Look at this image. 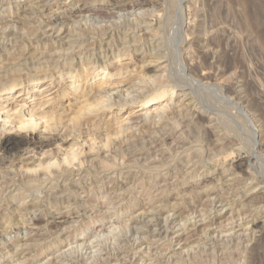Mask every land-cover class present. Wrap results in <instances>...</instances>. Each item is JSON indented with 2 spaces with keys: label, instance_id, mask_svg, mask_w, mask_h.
<instances>
[{
  "label": "rangeland",
  "instance_id": "374dc122",
  "mask_svg": "<svg viewBox=\"0 0 264 264\" xmlns=\"http://www.w3.org/2000/svg\"><path fill=\"white\" fill-rule=\"evenodd\" d=\"M134 1L136 0H102L103 3H101V5L103 9L95 14H85V20L83 19V17H81L84 20L83 22L81 18V21H78L80 19H78L79 17L76 18L78 15L75 17V13L79 10L81 6H84L86 3L88 4L89 0H38V2L37 0H0V42H4L0 43V55L8 57V59L10 60H15L17 56L19 58H17L16 60H21L20 58L25 59L28 54L30 55L32 53L34 54H31V56L34 57V61H37L36 57L39 59L41 56L42 59L40 58L36 63H42V60L45 57L43 56L44 53L47 56V54L52 53L53 50L57 51V49H60V46L62 45L60 40H58V42H55L57 38L54 40L51 37L47 38V34H55L54 37H57L67 32V34L72 35L73 38L79 39V42L84 41V47H82L84 50L81 49V52L83 53L85 58L89 57L90 59H88L91 61L94 59L93 63H97L100 68L102 66L101 63L103 62L104 54L107 53L108 49L117 50L120 47V49H122V46L125 47L126 45L132 47L131 49H134V53L136 54L131 53L129 58L122 59L123 64H128L130 66V71L125 73V77L123 78V80L130 78V74L134 73L135 71H142L141 73H139L140 75L148 71L146 69H141L140 67V65H142V59L146 52L147 54L153 52L160 53V51L163 52L164 55L166 54L169 56L168 58H170L168 60L169 64L171 62V65H169L168 69H170L171 71L167 69V71L161 74L159 82L155 83V85L149 84L150 86H148V84L137 83V85L133 86V90L138 92H142L143 90V93L146 96H149L156 89L155 87H157V85H162L167 88H171V86L173 85L177 87V90L179 88L183 90L185 89L184 91L186 92V94H189V97L185 100H183L184 97L181 95H178L177 97L174 95L175 98L173 99V102H171V105L169 103V109L167 108L165 111H162V115L160 113L157 116H152V113L154 114V111L148 110V113H150V115H144L140 117L138 115H140L142 112H133L131 110H127L130 107H135V104H131L130 102H124L125 98L128 101H135V99L137 98H131V95L129 97H120L117 95L116 92H114L113 95L108 98V100H124L122 101L123 103H121V108H118L114 104L112 105V109L106 112L102 119H100V116L97 117L95 121V126H97L95 128L96 131L93 128L89 127V125L93 123V119H88L86 121L83 120L85 124L83 123V121H81L82 123L79 122L78 127L76 126V129H80L79 131H77V135L75 134V138L77 136V143L80 141L81 146H79L81 147V152H86V155L83 154V158L81 159L82 163H84L81 165L79 164L77 167H75L76 165H72L70 166V169L66 171L61 168L60 171L62 172V174H60L61 172L59 171V173H57L54 178H48V180L46 178V181L43 179V183L42 181L41 183H39L41 187H38V190L32 189L31 191L29 190V187H24L25 184L22 180L23 178L19 175V178L16 176V174H18L19 172L17 171V167L14 165L13 162L15 154H13L14 152L12 151L14 149H8V151H11L10 154L3 153L0 151V264H18L21 261L26 260L30 256V258L36 260L34 262L35 264H87L86 262H88V264H264V226L261 225L262 223L264 225V117H262L264 116V36L260 37L262 34L264 35V0H243V2L242 0H148L146 5L138 7L134 6ZM27 3L29 5L32 4L30 10L27 9L29 8V5ZM33 5L37 6V8ZM32 7L34 8L33 10ZM254 8L259 10L260 12ZM155 10H157V12H155ZM255 11H257V13L259 12L257 15V18L260 19L259 23H254ZM179 14L181 15L178 16ZM69 28L70 30H68ZM155 31L157 32L155 33ZM125 32L127 36L124 35ZM80 33L83 36H81ZM75 34H77L78 36H75ZM117 35L119 38L117 37ZM179 35L180 37H177ZM103 36H105V38ZM11 37L13 39H10ZM2 38L4 39L2 40ZM92 38L93 40H90ZM109 38L113 41H110ZM119 39L121 40L122 44L124 43L122 42V40L125 41V43L123 45L120 44ZM9 41L13 43L11 44ZM16 42L19 45L16 46ZM114 43H116L117 45ZM102 48L105 50H103ZM144 48H146L147 50ZM155 48H157V50ZM170 48L172 51L170 50ZM166 49L168 50L166 51ZM46 51L48 53H46ZM170 51L172 52V54ZM22 52L25 55L22 54ZM14 54H16L17 56ZM35 54H37V56ZM94 55L98 57H95ZM82 56L77 55V57L80 58ZM12 57L15 58L13 59ZM185 58H188V61L191 60L189 61L191 65L187 63V60ZM190 66L191 70H194L195 67L199 66L196 69H198L202 73H200L198 70H194L192 72L190 70ZM116 67L117 66L109 67V69L110 71H112L115 70ZM24 68H26V66H24ZM24 68L23 70H25ZM26 69L32 71L33 67ZM28 70L23 71V73H28ZM150 72L151 71H149L148 73ZM197 72H199V75ZM61 74V77H59L60 75H57L58 77H55V83H58L59 85L65 82L63 78L67 79L69 76L66 72H63ZM202 74L207 79H203ZM179 77L181 81L178 79ZM132 79H134V77ZM132 79L127 80V84L130 85L131 82L134 81ZM177 80L178 82H180L179 84L176 83ZM191 81L193 82L191 83ZM48 82H51V80L49 79ZM237 84L238 86H236ZM148 88L151 90L148 91ZM198 88L201 89L198 90ZM211 92L212 94H210ZM133 94L135 95L137 94V92ZM1 99H3V97L0 96V104ZM137 101H140V99H137ZM62 103H64V105L69 104L68 100H64ZM181 108L184 110H182ZM118 109H121V111L116 114ZM229 115H232L233 117H229ZM203 116L207 118L211 116L210 118H212L213 123H205V121H202ZM158 117L159 119H157ZM214 117L216 119V122ZM90 120H92V122ZM123 120H128L129 122L125 121V123H123ZM172 122L174 125L172 124ZM88 123L89 125L87 126ZM208 124H210L209 127L207 126ZM169 125H171L170 128ZM206 126L207 128H203L202 130L201 127ZM230 126L233 128V131L231 132L230 130H228L230 129ZM97 128H99V130ZM192 128L194 129L193 132ZM196 129L200 130L197 131ZM205 130L209 132L206 133ZM203 131H205V133ZM247 133L249 137L253 138L252 146H250V140L248 139L249 137ZM179 134H182L183 136H179ZM189 134L191 135L188 136ZM194 134L200 137L198 138V136L196 137ZM251 134L254 135L250 136ZM10 136L13 137L12 135ZM192 137H194L193 140ZM222 137L223 139H221ZM244 137L248 139L249 144V146L246 148V145L244 143H246L245 140L247 139ZM224 138L229 141L225 140V142ZM106 139H108L107 141L109 142V145L107 144V149L105 150L103 147L105 143H107ZM56 140L52 141L56 142ZM204 140H206L207 142ZM217 141L219 143H221L222 141L223 143L218 145ZM81 142L83 144H86L87 146L85 147V145H82ZM232 142L237 146H235ZM203 144L205 145L202 146ZM214 145H216L217 149L213 148L215 147ZM83 146L85 148H83ZM89 146L93 148L94 152L92 153V156L94 154L95 156L93 157L95 159L91 158V160L88 157L87 152L91 150ZM222 146H228L229 148L232 147L235 151L233 150L231 152L232 149H229L227 147L229 152L226 153V148H222ZM34 147L35 149L33 150V152H31L30 154H26V157L35 155L37 158L40 157L44 160L43 162H45L51 158L52 161H54L55 159L62 160L65 156L64 154H62V152L60 153L56 148H54L53 154L55 155H51V157L47 160L43 158V156H45L43 154V151H47L48 149H44V146H41L40 143H37ZM220 149H224L222 152L225 151V154H222V152L220 153ZM49 150L51 151V147H49ZM102 150L104 151V153ZM164 151H169L171 152V154ZM189 151L198 153L196 154V156L198 157L194 155L195 153H189ZM213 153L217 154L216 159ZM218 153L220 154L218 155ZM181 154L183 155V159ZM169 155H171V157ZM191 155L192 157H190ZM114 156L115 158L117 157L116 159L118 160V162L115 158H113ZM166 156L169 158L166 159ZM161 157H163L162 160ZM121 159L123 161H121ZM137 161L140 162V164H138ZM104 162H106L108 167L105 166ZM114 162H117V165ZM35 165H37V163ZM109 165H111V169L114 168V171L110 169ZM195 165L196 168H194ZM103 167H105V170ZM7 169L12 171L9 172ZM72 169L74 171H72ZM106 169H108V172L106 171ZM146 169L151 171H148ZM62 170L67 173H64ZM12 179L14 181L16 180L15 184ZM65 181L68 184L65 183ZM145 181L149 183H146ZM22 182L23 184H20ZM260 184H262L263 186ZM170 186H173L174 188H171ZM207 186H209L210 190L205 192ZM209 192L211 193L208 198L207 194ZM249 194H251L252 197L260 199L262 201L257 200V203L248 202L247 200L250 196ZM87 195L90 196L91 199ZM57 196L60 197L58 198ZM151 196L153 199L151 198ZM178 196H180V198ZM175 198L178 199L175 200ZM185 198L187 200H185ZM53 204H55V207H53ZM221 204H228V209L235 208L233 210H230L234 212H240L239 214L233 213V219L231 218L225 221L223 223V226L215 224L214 222L215 216L217 214L214 207L215 205L220 207ZM255 204L256 207L254 206ZM229 205H231V207ZM240 206L242 208H240ZM243 206H246L248 211L246 210V207ZM253 206L255 208H252ZM69 208L72 209L70 210ZM147 209H150L148 211H150L151 213L148 212ZM143 212L149 213L150 217L147 219L144 218L145 220H141L144 217L141 215ZM139 213V218L141 219H138L139 221L137 224H135V227L136 229H138V232H140V234L137 233L136 229L133 230L134 227H132L134 226L132 220ZM241 213L242 215H240ZM5 217H9L6 219L7 222L6 220H4ZM166 217H169L170 220L165 221L164 219H166ZM254 219H256V221L258 220V228L256 226L251 227V229L250 226H252V221H254ZM8 222L12 224L11 227L8 225ZM167 222H169L168 226H162L167 224ZM3 223L4 225H8L7 229L5 228ZM129 223L131 224V226L126 229V226H129ZM213 225H215V227ZM216 225L218 226V228L221 229L219 230ZM261 226V230H263V233L260 230ZM161 227L162 231H168V234H166L165 232V234L162 235L160 238L154 239L152 237L151 239V234H153V230L155 232V230ZM124 229L125 231L123 232ZM177 229L178 231H182H180V234L185 233L183 234L182 238L184 240L183 242L186 241V245L184 246L177 245L179 244V241L177 239L178 233H175ZM119 231H121V233H119ZM136 234H139L141 236H137L139 237L138 240H136ZM244 235H246V237ZM112 236L114 237L112 238ZM142 236H144V239ZM123 237H125L126 239ZM141 238L145 241H142ZM16 239H19L24 242L30 241L31 244L34 243V240V244H38L40 245V247L39 249L33 247L34 249L31 248L30 250H24L23 252L19 249V251L17 252L18 254L16 253L14 254V256H11V254H13V251H11V245ZM153 240H156V242H154ZM150 242L154 243H152L151 245ZM78 243L80 245H82L81 243H85L86 246L84 244V246H80ZM147 243H149L150 245ZM78 246L81 248H79ZM70 247H74L72 249V251L74 250V252H72L71 255L66 256L68 251L71 253ZM82 247H84V249ZM66 248L70 249L67 250ZM146 249L148 250V252ZM230 249H232L233 251ZM61 250L64 253L67 250L66 255L60 252ZM73 253H75V255ZM57 254L58 256L61 255L59 256L60 259L57 256L59 260H56L55 256ZM69 256L72 257L70 258ZM159 257H161L162 259Z\"/></svg>",
  "mask_w": 264,
  "mask_h": 264
},
{
  "label": "bare ground",
  "instance_id": "6f19581e",
  "mask_svg": "<svg viewBox=\"0 0 264 264\" xmlns=\"http://www.w3.org/2000/svg\"><path fill=\"white\" fill-rule=\"evenodd\" d=\"M25 1V0H24ZM31 1V0H30ZM40 1V0H39ZM84 1V0H83ZM106 1V0H105ZM151 1V0H150ZM154 1V0H153ZM165 1V0H164ZM178 1V0H177ZM38 2V0H37ZM43 2V1H42ZM73 2V1H72ZM78 2V1H77ZM80 2V1H79ZM88 2V1H86ZM104 2V1H103ZM102 0L99 1V0H94V1H90L89 0V3L85 4L84 6H81L79 8L78 11H76V15L75 17L80 19L81 17H86L85 14H95L97 12H100L103 8H102V5L101 3H103ZM148 2V0H142V1H139V0H136L134 1V6L138 7V6H144L146 5ZM243 2V0H242ZM30 3V2H29ZM33 3V2H32ZM41 3V2H40ZM59 3V2H58ZM132 3V4H133ZM170 3V2H169ZM179 3V2H178ZM28 4V3H27ZM36 4V3H35ZM44 4V3H43ZM79 4V3H78ZM77 4V5H78ZM131 4V3H130ZM197 4V3H196ZM259 4V3H258ZM261 4V3H260ZM29 5V4H28ZM27 5V6H28ZM38 5V4H37ZM40 5V4H39ZM42 5V4H41ZM76 5V6H77ZM123 5V4H122ZM126 5V4H125ZM169 5V4H167ZM166 5V7H167ZM257 5V4H256ZM255 5V6H256ZM31 6L32 4L29 5V8H27L28 10L31 9ZM34 7L37 8V6L33 5ZM79 6V5H78ZM162 6V5H161ZM197 6V5H196ZM9 7V6H8ZM39 7V6H38ZM120 7V6H119ZM181 8V7H180ZM179 8V9H180ZM26 9V10H27ZM34 8L32 7V10ZM40 9V8H39ZM193 9V8H192ZM256 9V8H254ZM24 10V9H23ZM25 10V11H26ZM133 10V9H132ZM144 10V9H143ZM160 10V9H159ZM257 10V9H256ZM21 11V10H20ZM134 11V10H133ZM136 11V10H135ZM259 11V10H257ZM257 11H255V16H254V23H259V20L257 18ZM13 12V11H12ZM27 12V11H26ZM31 12V11H30ZM41 12V11H40ZM137 12V11H136ZM155 12H157V10H155ZM114 13V12H113ZM167 13V12H166ZM9 14V13H8ZM28 14V13H27ZM39 14V13H38ZM74 14V13H73ZM124 14V13H123ZM132 14V13H131ZM145 14V13H144ZM1 15V14H0ZM36 15V14H35ZM181 14H179L178 16H180ZM260 15V14H259ZM26 16V15H25ZM33 16V15H32ZM69 16V15H68ZM93 16V15H92ZM95 16V15H94ZM31 17V16H30ZM48 17V16H47ZM74 17V18H75ZM89 17V15H88ZM102 17V16H101ZM140 17V16H139ZM145 17V16H144ZM170 17V16H169ZM259 17V16H258ZM22 18V17H21ZM20 18V19H21ZM27 18V17H26ZM73 18V17H72ZM93 18V17H92ZM125 18V17H124ZM166 18V17H165ZM29 19V18H28ZM39 19V18H38ZM82 19V18H81ZM78 20V21H81ZM82 19V20H83ZM86 19V18H85ZM84 19V20H85ZM136 19V18H135ZM169 19V18H167ZM27 20V19H26ZM83 20V22H84ZM130 20V19H129ZM144 20V19H143ZM141 20V21H143ZM171 20V19H170ZM180 20V19H178ZM263 20V19H262ZM261 20V21H262ZM18 21V20H17ZM16 21V22H17ZM88 21V20H86ZM97 21V20H96ZM148 21V19H147ZM165 21V20H163ZM169 21V20H168ZM167 21V22H168ZM173 21V20H172ZM251 21H252V17H251ZM53 22V21H52ZM98 22V21H97ZM136 22V21H134ZM139 22V21H138ZM174 22V21H173ZM31 23V22H30ZM131 23V22H130ZM182 23V22H181ZM250 23V22H249ZM10 24V23H9ZM22 24V23H21ZM75 24V23H74ZM119 24V23H118ZM132 24V23H131ZM139 24V23H138ZM179 24V23H178ZM246 24V23H245ZM251 24V23H250ZM24 25V24H23ZM115 25V24H114ZM130 25V24H129ZM169 25V24H168ZM182 25V24H181ZM81 26V25H80ZM110 26V25H109ZM134 26V25H133ZM190 26V25H189ZM249 26V25H248ZM261 26V25H260ZM100 27V26H99ZM117 27V26H116ZM131 27V26H130ZM143 27V26H142ZM30 28V27H29ZM68 28V27H67ZM149 28V27H148ZM148 28H147V32H148ZM161 28V27H160ZM159 28V29H160ZM43 29V28H42ZM75 29V28H74ZM73 29V30H74ZM101 29V28H100ZM115 29V28H114ZM123 29V28H122ZM126 29V28H125ZM142 29V28H141ZM151 29V27H150ZM179 29V28H178ZM23 30V29H22ZM70 30V28L68 29ZM112 30V29H111ZM140 30V29H139ZM5 31V30H4ZM12 31V29H11ZM16 31V30H15ZM14 31V32H15ZM25 31V29H24ZM49 31V30H48ZM158 31V30H157ZM155 31V33L157 32ZM181 31V30H180ZM179 31V32H180ZM18 32V31H17ZM16 32V33H17ZM20 32V31H19ZM23 32V31H22ZM27 32V31H26ZM30 32V31H29ZM28 32V33H29ZM74 32V31H73ZM86 32V31H85ZM119 32V31H118ZM135 32V31H134ZM151 32V31H150ZM2 33V32H1ZM21 33V32H20ZM24 33V32H23ZM27 33V34H28ZM36 33V32H35ZM49 33V32H47ZM59 33V32H58ZM71 33V32H70ZM76 33V32H75ZM113 33V32H112ZM128 33V31H127ZM130 33V32H129ZM132 33V32H131ZM154 33V34H155ZM159 33V32H158ZM181 33V32H180ZM5 34V33H4ZM25 34V35H27ZM81 34V33H80ZM103 34V33H102ZM55 35V34H54ZM53 34H47V38L48 37H51L53 40H55V42H58V40L61 41L62 45L60 46V49H57V51H54L50 54H47V56H45L42 60V63L41 62H38L36 63L40 58L42 59V57L40 56V58L38 59L36 56L37 54H35L36 56V59L37 61L35 62L34 61V57L31 56V54L28 56H26L25 59L23 58H20L21 60H16L17 58H19L17 56V58L15 60H10L8 59V57L6 56H2L0 55V96L3 97V99H1V106H0V151L3 152V153H7V154H10L11 151H8V149H14L12 152H14L13 154H15L14 156V165L17 167V171L19 172L18 174H16V176L18 177V175L20 177H22L23 179V182L25 184L24 187L27 186V188L29 187V190L32 191V189H37L38 187H41L39 185V183H41V181L44 179L46 181V178L48 180V178L52 179L55 177V175L57 173H59L60 169L63 168V170H69L70 169V166L72 165H76L75 167H77L79 164H83L82 163V158H83V154L86 155V152H81V145H80V141L77 143V136L75 138V134L77 133V131H79V129H76V126L78 127V124L79 122L83 121V120H88V119H93V123L91 125H89V123L87 124V126L89 125V127L93 128L95 131H96V127L95 126V121L97 119V117L100 116V119H102V117L104 116V114L108 111H110L112 109V105L115 104V106H117L118 108H121V103H123L122 101L124 102H130L131 104H135V107H130L128 108L127 110H131V111H138V112H142L140 115V117L144 116V115H150V113H148V110H153L154 111V114L152 113V116H157L158 114H160L162 111H165L167 108L169 109V103L171 105V102H173V99L175 98L174 95L177 97L178 95H181L183 96V100L187 99L189 96V94H186V92L183 90V89H178L177 90V87L176 86H171V88H167L165 86H162V85H157V87H155L154 91L151 93V95L149 96H146L144 93H143V90L142 92H138V91H134L133 89V86L134 85H137V83H144V84H148V86H150L151 84H154L155 83H158L159 82V78L161 77V74H163L165 71H167V69L169 68V65H171V62L169 64V60L170 58H168L169 56L168 55H164L163 52H161L160 50V53L158 52H153V53H149L144 55L143 59H142V65H140L141 69H146L148 70L147 72H145L144 74L140 75L139 73L141 72H137L135 71L134 73L130 74V78H127V79H124L123 78L125 77V73H127L128 71H130V66L128 64H123L122 63V59L123 58H129L131 53H134V49H131L132 47L130 46H122L125 41L122 40V42H124L123 44L121 43V40H120V44H122L121 46L123 47V51L122 49H117V50H111V49H108L107 50V53L104 54V57H103V62L101 63L102 66L100 68V66H98L97 63H93L94 59L91 61L89 60L87 57L85 58V56L83 55V53L81 52V49H83L82 47H84V41L83 42H79V39H75L73 38L72 35H68L67 32L66 33H63L61 34L60 36H57V37H54ZM59 35V34H58ZM77 34H75L76 36ZM106 35V34H104ZM126 35V32L125 34ZM136 35V34H135ZM148 35V34H147ZM12 36V35H11ZM23 36V35H21ZM45 36V35H44ZM78 36V35H77ZM81 36H83L81 34ZM109 36V35H108ZM113 36V35H112ZM127 36V35H126ZM151 36V35H150ZM160 36V35H159ZM264 35L262 34L260 37H263ZM101 37V36H100ZM105 38V36H103ZM111 37V36H110ZM118 37V35H117ZM125 37V36H124ZM133 37V36H132ZM154 37V36H153ZM171 37V36H170ZM175 37V36H174ZM177 37H180L177 36ZM7 38V37H6ZM14 38V36H13ZM12 37L10 39H13ZM32 38V37H31ZM34 38V37H33ZM49 38V39H51ZM60 38V39H58ZM79 38V37H78ZM81 38V37H80ZM90 38V37H89ZM88 38V39H89ZM113 38V37H112ZM119 38V37H118ZM122 38V37H120ZM126 38V37H125ZM130 38V37H129ZM128 38V40H129ZM139 38V37H137ZM156 38V37H155ZM154 38V39H155ZM160 38V37H158ZM157 38V39H158ZM4 38H2L3 40ZM46 39V38H45ZM110 39V38H109ZM148 39V38H147ZM151 39V38H150ZM153 39V38H152ZM178 39V38H177ZM263 39V38H262ZM21 40V39H20ZM90 40H93L90 39ZM112 39H110L111 41ZM136 40V39H135ZM183 40V39H181ZM261 40V39H260ZM1 41V40H0ZM11 41H14V40H11ZM102 41V40H101ZM109 41V42H110ZM113 41V40H112ZM149 41V40H148ZM151 41V40H150ZM154 41V40H153ZM180 41V39H179ZM8 42V40H7ZM10 42V41H9ZM52 42V41H51ZM156 42V41H155ZM159 42V41H158ZM262 42V41H261ZM0 43H4V42H0ZM11 43V42H10ZM13 43V42H12ZM11 43V44H12ZM39 43V42H38ZM53 43V42H52ZM87 43V42H86ZM113 43V42H111ZM160 43V42H159ZM180 43V42H179ZM263 43V42H262ZM9 44V43H7ZM51 44V43H50ZM58 44V43H57ZM88 44V43H87ZM95 44V43H94ZM99 44V43H98ZM116 44V43H114ZM119 44V45H120ZM148 44V43H147ZM174 44V43H173ZM5 45V44H4ZM15 45V44H14ZM19 45L17 44L16 42V46ZM86 45V44H85ZM117 45V44H116ZM115 45V47H116ZM136 45V44H135ZM6 46V45H5ZM100 46V45H99ZM98 46V47H99ZM107 46V44H106ZM134 46V44H133ZM137 46V45H136ZM141 46V45H140ZM54 47V46H53ZM52 47V48H53ZM89 47V46H88ZM96 47V46H95ZM101 47H102V44H101ZM109 47V46H108ZM164 47V46H163ZM162 47V48H163ZM22 48V47H21ZM55 48V47H54ZM113 48V47H111ZM136 48V47H135ZM176 48V47H174ZM1 49V48H0ZM4 49V48H3ZM17 49V48H15ZM20 49V48H19ZM18 49V50H19ZM23 49V48H22ZM48 49V48H46ZM51 49V48H50ZM99 49V48H98ZM103 49V48H102ZM146 49V48H144ZM157 50V48H155ZM160 49V47H159ZM84 50V49H83ZM105 50V49H103ZM140 50V49H139ZM142 50V49H141ZM147 50V49H146ZM168 49H166L167 51ZM171 50V48H170ZM174 50V49H173ZM4 51V50H3ZM2 51V53H3ZM20 51V50H19ZM18 51V52H19ZM88 51V50H87ZM172 51V50H171ZM170 51V52H171ZM181 51V50H180ZM26 52V51H25ZM29 52V51H28ZM45 52V51H44ZM136 52V50H135ZM165 52V51H164ZM36 53V52H35ZM42 53V52H41ZM46 53H48L46 51ZM90 53V51H89ZM94 53V52H93ZM163 53V54H161ZM22 54H24L22 52ZM88 54V53H87ZM85 54V55H87ZM97 54V53H96ZM102 54V53H101ZM136 54V53H134ZM133 54V55H134ZM169 54V53H168ZM172 54V52H171ZM176 54V53H175ZM209 54V53H208ZM211 54V53H210ZM6 55V54H5ZM25 55V54H24ZM23 55V56H24ZM34 55V54H32ZM77 55H80L82 56L81 58L80 57H77ZM91 55V54H90ZM95 56V55H94ZM103 56V55H102ZM173 56V55H172ZM21 57V55H20ZM95 57H98V56H95ZM100 57V56H99ZM13 58V57H12ZM15 58V57H14ZM13 58V59H14ZM102 58V57H101ZM23 59V60H22ZM92 59V58H91ZM96 59V58H95ZM172 59V58H171ZM175 59V58H174ZM173 59V60H174ZM184 59V58H183ZM186 60L188 58H185ZM45 60V61H44ZM100 60V59H99ZM133 60V59H132ZM194 60V59H192ZM171 61V60H170ZM191 61V60H189ZM189 61L187 60V63H189ZM173 62V61H172ZM175 62V61H174ZM177 62V61H176ZM186 62V61H185ZM130 64V63H129ZM176 64V63H175ZM190 64V63H189ZM193 64V63H192ZM131 65V64H130ZM136 65V64H134ZM133 65V66H134ZM139 65V64H138ZM182 65V64H180ZM188 65V64H187ZM191 65V64H190ZM197 65V64H195ZM24 66H26V68H32L33 67V70L30 71L26 68H24ZM114 66H117L115 70H112L110 71L109 67H114ZM177 66V65H175ZM189 66V65H188ZM27 71H29L28 73L24 74L23 71V68ZM132 67V66H131ZM171 67V66H170ZM199 67V66H198ZM198 67H195V71L198 70L196 68ZM186 68V67H185ZM181 69H182V66H181ZM189 69V68H188ZM170 70V69H168ZM186 70V69H185ZM184 70V71H185ZM190 70H191V66H190ZM193 69L191 70L192 72L194 71ZM247 70V69H246ZM139 71V70H138ZM149 71H151L150 73H148ZM171 71V70H170ZM183 71V70H182ZM180 71V72H182ZM199 71V70H198ZM63 72H66L69 76H68V80L66 78H63L65 80V82H63L61 85H59L58 83H55V77H58L57 75H60L59 77H61V73ZM200 72V71H199ZM199 72L198 75H199ZM220 72V71H219ZM196 73V74H197ZM202 73V72H200ZM217 73V72H216ZM175 74V73H174ZM193 74V73H192ZM195 74V73H194ZM129 75V74H128ZM183 75V74H182ZM176 76V75H174ZM178 76V75H177ZM201 76V75H200ZM198 76V77H200ZM134 77V79H132ZM202 77L203 79H205L206 77L202 74ZM201 77V78H202ZM252 78V77H251ZM51 80V82H48V80ZM58 79V78H57ZM129 79H132L134 80L133 82H131V84H127V80ZM136 79V80H135ZM180 81V77L178 78ZM184 79V78H183ZM190 79V78H189ZM207 79V78H206ZM248 80V79H247ZM202 81V80H201ZM208 81V80H206ZM254 81V80H253ZM186 82V81H184ZM193 81H191L192 83ZM203 82V81H202ZM129 83V82H128ZM176 83H180L177 82ZM197 83V82H196ZM254 83V82H253ZM150 84V85H149ZM186 84V83H185ZM225 84V83H224ZM203 86V85H202ZM225 86V85H224ZM227 86V85H226ZM238 86V84L236 85ZM234 86V87H236ZM254 86V85H253ZM191 87V86H190ZM216 87V86H215ZM214 88V86H213ZM226 88V87H225ZM248 88V87H247ZM149 89V88H148ZM201 88H198V90H200ZM151 89H149L148 91H150ZM177 90V91H176ZM190 90V89H189ZM196 90V89H195ZM211 90V89H210ZM251 90V88H250ZM197 91V90H196ZM207 91V90H206ZM226 91V90H225ZM116 92L118 96L122 97V96H126V97H129L130 95L132 96L131 98H137V99H140V101H137V99H135V101H128L126 98L124 100H114L112 101L111 99L108 100V98H110V96L113 95V93ZM137 94H133V93H136ZM215 92V91H213ZM218 92V91H217ZM133 94V95H132ZM201 94V93H200ZM208 94V93H207ZM212 94V92L210 93ZM214 94V93H213ZM216 94V93H215ZM218 94V93H217ZM194 95V94H193ZM191 96V95H190ZM208 96V95H207ZM218 96V95H217ZM226 96V95H224ZM250 96V95H249ZM117 97V96H116ZM113 98V97H112ZM118 98V97H117ZM181 98V97H180ZM225 98V97H224ZM233 98V97H232ZM210 99V98H208ZM214 99V98H212ZM223 99V98H222ZM227 99V98H226ZM64 100H68L69 104L67 105H64V103H62ZM182 100V101H183ZM217 100V98H216ZM220 100V99H219ZM218 100V101H219ZM190 101V100H189ZM206 101V100H205ZM212 101V100H210ZM246 101V100H245ZM255 101V100H254ZM180 102V100H179ZM203 102V100H202ZM183 103V102H182ZM191 103H192V100H191ZM252 103V102H251ZM178 104H181V103H178ZM204 104V103H203ZM233 104V103H232ZM236 104V103H235ZM174 105V104H173ZM183 105V104H182ZM189 105V104H188ZM226 105V104H225ZM261 105V104H260ZM231 106V105H230ZM259 106V105H258ZM187 107V106H186ZM185 107V108H186ZM190 107V106H189ZM238 107V106H237ZM236 107V109H237ZM247 107V106H246ZM245 107V108H246ZM256 107V105H255ZM262 107V106H261ZM260 107V108H261ZM180 108V107H179ZM184 108V107H183ZM205 108V107H204ZM171 109V108H170ZM182 109V108H181ZM207 109V108H206ZM210 109V108H209ZM235 109V108H234ZM262 109V108H261ZM184 110V109H182ZM193 110V109H192ZM218 110V109H217ZM230 110V109H229ZM121 111V109H118L117 113L118 114L119 112ZM212 111V110H211ZM219 111V110H218ZM217 112V111H216ZM254 112V111H253ZM111 113V112H110ZM164 113V112H163ZM167 113V112H166ZM172 113V112H171ZM176 113V112H175ZM178 113V111H177ZM215 113V112H214ZM226 113V112H225ZM231 113V112H230ZM243 113V112H242ZM241 113V114H242ZM199 114V113H197ZM196 114V115H197ZM201 114V113H200ZM244 114V113H243ZM253 114V113H252ZM162 115V113H161ZM164 115V114H163ZM166 115V114H165ZM192 115V114H191ZM202 115V114H201ZM225 115V114H224ZM177 116V115H176ZM214 116V115H213ZM237 116V114H236ZM248 116V115H247ZM137 117V116H136ZM135 117V118H136ZM147 117V116H145ZM184 117V116H183ZM211 117V116H210ZM210 117H205L203 116L202 117V121H205L206 122H212V118ZM229 117H233L232 115ZM240 117V116H239ZM253 117V116H252ZM264 117V116H262ZM128 118V117H127ZM126 118V119H127ZM165 118V117H164ZM173 118V117H172ZM188 118V117H187ZM228 118V117H227ZM130 119V118H129ZM138 119V118H137ZM141 119V118H140ZM159 119V117L157 118ZM161 119V118H160ZM180 119V118H179ZM186 119V118H185ZM189 119V118H188ZM215 119V117H214ZM231 119V118H229ZM234 120V119H232ZM231 120V121H232ZM248 120V119H247ZM264 120V119H263ZM92 122V120H90ZM125 123L126 120H123ZM128 121V120H127ZM126 121V122H127ZM139 121V120H138ZM172 121V120H171ZM183 121V120H182ZM219 121V120H218ZM223 121V120H222ZM221 121V122H222ZM227 121V120H226ZM255 121V120H254ZM129 122V121H128ZM135 122V121H134ZM147 122V121H146ZM176 122V121H174ZM192 122V121H191ZM215 122H216V119H215ZM219 122V123H221ZM82 123V122H81ZM84 123V121H83ZM154 123V122H153ZM164 123V122H162ZM171 123V122H169ZM193 123V122H192ZM204 123V122H202ZM213 123V122H212ZM225 123V122H224ZM230 123V122H229ZM228 123V124H229ZM248 123V122H247ZM85 124V123H84ZM83 124V125H84ZM173 124V122H172ZM191 124V123H190ZM232 124V123H231ZM243 124V123H242ZM246 124V123H245ZM254 124V123H253ZM81 125V126H83ZM153 125V124H152ZM165 125V124H164ZM174 125V124H173ZM185 125V124H184ZM189 125V124H188ZM194 125V124H193ZM210 124H208L207 126L209 127ZM239 125V124H237ZM86 126V127H87ZM100 126V125H99ZM126 126V125H125ZM151 126V125H150ZM171 125H169V128H170ZM201 126V125H200ZM206 127H201L202 130L203 128L206 129ZM213 126V125H211ZM222 126V125H221ZM228 126V125H227ZM235 126V125H234ZM107 127V126H106ZM105 127V128H106ZM128 127V126H127ZM138 127V126H137ZM175 127V126H173ZM172 127V129H173ZM217 127V126H216ZM237 127V126H236ZM104 128V129H105ZM109 128V127H108ZM122 128V127H121ZM153 128V127H152ZM188 128V127H187ZM191 128V127H190ZM194 128V127H193ZM192 128V129H193ZM200 128V129H201ZM214 128V127H213ZM224 128V127H223ZM238 128V127H237ZM243 128V127H242ZM82 129V128H81ZM99 130V128H97ZM128 129V128H127ZM137 129V128H136ZM163 129V128H162ZM200 129H196L197 131H199ZM210 129V128H209ZM208 129V130H209ZM222 129V128H221ZM239 129V128H238ZM261 129V127H260ZM91 130V129H90ZM119 130V129H118ZM117 130V131H118ZM125 130V129H124ZM149 130V129H148ZM168 130V129H167ZM184 130V129H183ZM195 130V131H196ZM214 130V129H213ZM217 130V129H216ZM215 130V131H216ZM231 131H233V128L230 126V129H228ZM237 130V129H236ZM104 131V130H103ZM128 131V130H127ZM139 131V130H138ZM154 131V130H153ZM157 131V130H156ZM171 131V130H170ZM175 131V130H174ZM188 131V130H187ZM194 131V129L192 130V132ZM206 133L207 130H205ZM205 131H203L205 133ZM242 131V130H241ZM91 132V131H90ZM172 132V131H171ZM229 132V133H230ZM244 132V131H243ZM250 132V131H249ZM122 133V132H121ZM130 133V131H129ZM150 133V132H149ZM200 133V132H199ZM202 133V132H201ZM212 133V132H211ZM219 133V132H218ZM217 133V135H218ZM241 133V132H240ZM251 133V132H250ZM81 134V133H80ZM93 134V133H92ZM123 134V133H122ZM177 134V133H176ZM213 134V133H212ZM243 134V133H242ZM264 134V133H263ZM10 135H12L13 137H11ZM77 135V134H76ZM79 135V134H78ZM107 135V134H106ZM182 135V134H179V136ZM191 134H189L188 136H190ZM195 135V134H194ZM200 135V134H199ZM202 135V134H201ZM204 135V134H203ZM207 135V134H206ZM221 135V134H219ZM238 135V134H237ZM248 135V133H247ZM254 134H251L250 136H252ZM3 136V137H2ZM109 136V135H108ZM154 136V135H153ZM183 136V135H182ZM196 136V135H195ZM198 136V135H197ZM196 136V137H197ZM205 136V135H204ZM203 136V137H204ZM208 136V135H207ZM207 136H206V139H207ZM95 137V135H94ZM126 137V135H125ZM150 137V136H149ZM200 136H198L199 138ZM202 137V138H203ZM211 137V135H210ZM247 137V136H246ZM244 137V138H246ZM249 137V135H248ZM247 137V138H248ZM59 139V140H56V139ZM113 138V137H111ZM132 138V137H131ZM135 138V137H134ZM180 138V137H179ZM186 138V136H185ZM194 137H192V140H193ZM231 138V137H230ZM246 138V139H247ZM256 138V137H255ZM94 139V138H93ZM118 139V138H117ZM130 139V138H129ZM133 139V138H132ZM139 139V138H138ZM191 139V138H190ZM216 139V138H215ZM223 139V137L221 138ZM228 139V138H227ZM250 140V146H252V140L253 138L249 137L248 138ZM248 139L245 140L246 143H244L246 147L249 146L248 144ZM52 140H56V142H53ZM91 140V139H89ZM108 139H106V142L105 145H104V149L106 150L107 148V144L109 143L107 141ZM124 140V139H123ZM128 140V138H127ZM182 140V139H181ZM184 140V139H183ZM203 140V139H202ZM217 140V139H216ZM226 139L224 138V141ZM122 141V140H121ZM150 141V140H149ZM180 141V139H179ZM188 141V140H187ZM197 141V140H195ZM206 141V140H204ZM226 141H229V140H226ZM225 141V142H226ZM101 142V141H100ZM113 142V141H112ZM128 142V141H127ZM158 142V141H157ZM191 142H194V141H191ZM207 142V141H206ZM218 142V141H217ZM236 142V141H235ZM37 143H40L41 146H44L43 148L44 149H48L47 151H43V154L45 156H43L44 159H49L51 157V155H55L53 154V150L54 148H56L58 150V152H62V154H64V158L62 160H58V159H55L54 161H52L51 159H49L48 161H45L43 162L44 160L41 159L40 157L37 158L35 155L33 156H28L26 157V154H30L31 152H33V150L35 149V145ZM82 143V142H81ZM173 143V142H172ZM188 143V142H187ZM199 143V142H198ZM214 143V141H213ZM221 143H223L221 141ZM218 142V145L221 144ZM233 143V142H232ZM231 143V144H232ZM238 143V142H237ZM140 144V143H139ZM193 144V143H192ZM234 144V143H233ZM56 145V146H55ZM80 145V146H79ZM82 145H85V147L87 146L86 144H83ZM97 145V143H96ZM109 145V144H108ZM128 145V144H127ZM201 145V144H199ZM205 144H203L202 146H204ZM217 145V143H216ZM216 145H214L215 149L216 148ZM223 145V144H222ZM227 145H230V144H227ZM235 145V144H234ZM55 146V147H54ZM91 146V144H90ZM89 146V147H90ZM124 146V145H123ZM179 146V145H178ZM182 146V145H181ZM237 146V145H235ZM49 147H51V151L49 150ZM83 146V148H85ZM100 147V146H99ZM109 147V146H108ZM129 147V146H128ZM140 147V146H139ZM162 147V146H161ZM197 147V146H196ZM200 147V146H199ZM212 147V146H210ZM220 147V146H219ZM228 147V146H227ZM226 146H222V148H226L225 151L226 153L229 152L228 148ZM231 147V146H230ZM37 148V146H36ZM91 148V147H90ZM198 148V147H197ZM205 148V147H203ZM95 149V148H94ZM103 149V150H104ZM113 149V148H112ZM159 149V148H158ZM191 149V148H190ZM194 149V148H192ZM209 149H212V148H209ZM229 149H232L231 152L234 150L232 147L229 148ZM236 149V148H235ZM243 149V148H242ZM56 150V151H57ZM102 150V151H103ZM119 150V149H117ZM146 150V149H145ZM162 150V149H161ZM168 150V149H167ZM214 150V149H213ZM224 150V149H223ZM220 149V153L223 151ZM238 150V149H237ZM98 151V150H97ZM125 151V150H124ZM181 151V150H180ZM184 151V150H183ZM188 151V150H187ZM202 151V149H201ZM217 151V150H216ZM224 151V152H225ZM235 151V150H234ZM51 152V153H50ZM93 148H91V150L88 153V157L91 159V158H94L93 156H95L93 154L92 156V153H93ZM108 152V150H107ZM164 152H168L171 154V152L169 151H164ZM173 152V151H172ZM182 152V151H181ZM204 152V151H203ZM224 152H222V154H225ZM21 153V154H20ZM97 153V152H96ZM104 153V151H103ZM131 153V152H130ZM135 153V152H134ZM156 153V152H155ZM174 153V152H173ZM184 153V152H183ZM189 153H195V152H190ZM211 153V152H209ZM218 153V155L220 154ZM240 153V152H239ZM58 154V153H57ZM100 154V153H98ZM110 154V153H109ZM154 154V153H153ZM163 154V153H162ZM196 154L198 153H195L194 155L196 156ZM214 154V153H213ZM232 154V153H231ZM131 155V154H130ZM166 155V154H165ZM179 155V154H178ZM182 155V154H181ZM215 156V159H216V155L217 154H214ZM52 156V157H53ZM156 156V155H155ZM162 156V155H161ZM171 157V155H169ZM180 156V155H179ZM255 156V155H254ZM13 157V156H12ZM11 157V158H12ZM107 157V156H106ZM111 157V156H110ZM134 157V155H133ZM160 157V156H159ZM164 157V156H163ZM163 157H161V160L163 159ZM177 157V156H176ZM188 157V156H186ZM192 157V155L190 156ZM198 157V156H196ZM213 157V156H212ZM218 157V156H217ZM252 157V156H251ZM108 158V157H107ZM115 158V156L113 157ZM117 158V157H116ZM115 158V159H116ZM166 159L169 158V157H165ZM254 158V157H253ZM38 159V160H37ZM95 159V158H94ZM112 159V158H111ZM147 159V158H146ZM181 159V158H179ZM182 159H183V155H182ZM212 159V158H211ZM92 160V159H91ZM130 160V159H129ZM186 160V159H185ZM213 160V159H212ZM85 161V160H84ZM116 161L118 162V160L116 159ZM121 161H123L121 159ZM133 161V160H132ZM189 161V159H188ZM215 161V160H214ZM253 161V160H252ZM257 161V160H256ZM100 162V161H99ZM117 162H114L115 164ZM138 162V161H137ZM136 162V163H137ZM162 162V161H161ZM196 162V161H194ZM201 162V161H200ZM37 163V165H35ZM98 163V161H97ZM101 163V162H100ZM105 163V166L108 167V165ZM111 163V162H109ZM134 163V162H133ZM151 163V162H150ZM166 163V162H165ZM214 163V162H213ZM241 163V162H240ZM87 164V163H86ZM113 164V163H112ZM121 164V163H120ZM138 164H140V162H138ZM148 164V163H147ZM170 164H173V163H170ZM179 164V163H178ZM188 164V162H187ZM242 164V163H241ZM239 164V165H241ZM263 164V163H262ZM35 165V166H34ZM92 165V164H91ZM97 165V164H96ZM102 165V164H101ZM117 165V164H116ZM125 165V164H124ZM134 165V164H132ZM153 165V164H152ZM175 165V164H174ZM198 165V164H197ZM251 165V164H250ZM100 166V165H99ZM110 166V169H111V165ZM131 166V165H130ZM145 166V164H144ZM188 166V165H187ZM186 166V167H187ZM193 166V165H191ZM202 166V165H201ZM113 167V166H112ZM115 167V166H114ZM250 167V166H249ZM15 168V167H14ZM68 168V169H67ZM73 168V167H71ZM92 168V167H91ZM104 170H105V167H103ZM102 168V170H103ZM145 168V167H144ZM176 168V167H175ZM193 168V167H192ZM196 168V165L195 167ZM228 168V167H227ZM15 169V170H16ZM78 169V168H77ZM114 168H112L111 170H113ZM118 169V168H117ZM150 169V168H149ZM6 170V169H5ZM8 170V169H7ZM62 170V171H63ZM110 170V171H111ZM116 170V168H115ZM148 170V169H146ZM182 170V169H181ZM201 170V169H199ZM9 172L12 171V170H8ZM72 171H74L72 169ZM78 171V170H76ZM95 171V170H93ZM106 171L108 172V169H106ZM134 171V170H133ZM148 171H151V170H148ZM153 171V170H152ZM156 171V170H154ZM172 171V170H171ZM186 171V169H185ZM184 171V172H185ZM229 171V170H228ZM3 172V171H2ZM61 172V171H60ZM64 172V171H63ZM201 172V171H200ZM204 172V171H203ZM209 172V171H208ZM262 172V171H261ZM4 173V172H3ZM1 173V174H3ZM64 173H67V172H64ZM70 173V172H69ZM97 173V172H96ZM102 173V172H101ZM168 173V172H167ZM222 173V172H221ZM260 173V172H259ZM62 174V172L60 173ZM58 174V175H60ZM72 174V173H71ZM107 174V173H106ZM120 174V173H119ZM139 174V173H138ZM165 174V173H164ZM184 174V173H183ZM253 174V173H252ZM10 175V174H9ZM97 175V174H96ZM136 175V174H135ZM179 175V174H178ZM182 175V174H181ZM180 175V176H181ZM186 175V174H185ZM261 175V174H260ZM259 175V176H260ZM8 176V175H7ZM11 176V175H10ZM80 176V175H79ZM99 176V175H98ZM188 176V175H187ZM198 176V175H197ZM69 177V176H68ZM120 177V175H119ZM130 177V176H129ZM186 177V176H185ZM189 177V176H188ZM187 177V178H188ZM232 177V176H231ZM19 178V177H18ZM83 178V177H82ZM115 178V177H114ZM139 178V177H138ZM147 178V177H146ZM171 178V177H170ZM190 178V177H189ZM226 178V177H224ZM233 178V177H232ZM7 179V177H6ZM10 179V178H9ZM15 179V178H13ZM12 179V180H13ZM17 179V178H16ZM57 179V178H55ZM60 179V178H59ZM86 179V178H85ZM97 179V178H96ZM113 179V178H112ZM120 179V178H119ZM125 179V178H124ZM11 180V179H10ZM21 180V181H22ZM64 180V179H63ZM107 180V179H106ZM156 180V179H155ZM158 180V179H157ZM236 180V179H235ZM262 180V179H261ZM14 181V180H13ZM16 181V180H15ZM15 181H14V184H15ZM20 181V182H21ZM105 181V180H104ZM124 181V180H123ZM172 181V179H171ZM188 181V180H187ZM220 181V180H219ZM224 181V180H223ZM234 181V180H233ZM20 183V184H23ZM70 182V181H69ZM121 182V181H120ZM141 182V181H140ZM146 182V181H145ZM156 182V181H155ZM191 182V181H190ZM5 183V182H4ZM43 183V181H42ZM51 183V182H50ZM53 183V182H52ZM65 183H67L65 181ZM96 183V182H95ZM143 183V182H142ZM146 183H149V182H146ZM167 183V182H166ZM225 183V182H224ZM228 183V182H227ZM1 184V183H0ZM19 184V183H17ZM56 184V183H55ZM58 184V183H57ZM68 184V183H67ZM86 184V183H85ZM121 184V183H120ZM165 184V183H164ZM168 184V183H167ZM174 184V183H173ZM173 184H170V185H173ZM263 184V183H262ZM260 184V185H262ZM5 185V184H4ZM10 185V184H9ZM94 185V184H93ZM101 185V184H100ZM137 185V184H136ZM141 185V184H140ZM178 185V184H177ZM182 185V184H181ZM22 186V185H21ZM63 186V185H62ZM161 186V185H160ZM163 186V185H162ZM175 186V185H174ZM228 186V185H227ZM263 186V185H262ZM76 187V186H75ZM98 187V186H97ZM96 187V188H97ZM142 187V186H141ZM155 187V186H153ZM171 188L173 186H170ZM244 187V186H243ZM19 188V187H18ZM26 188V189H27ZM66 188V187H65ZM64 188V189H65ZM99 188V187H98ZM125 188V187H124ZM167 188V187H166ZM174 188V187H173ZM181 188V187H180ZM40 189V188H39ZM58 189V188H57ZM63 189V190H64ZM87 189V188H86ZM28 190V189H27ZM38 190V189H37ZM88 190V189H87ZM120 190V189H119ZM128 190V189H127ZM188 190V189H187ZM194 190V188H193ZM209 186H207V189L205 190L206 191H209ZM254 190V189H253ZM20 191V190H19ZM89 191V190H88ZM234 191V190H233ZM55 192V191H54ZM76 192V191H75ZM204 192V191H202ZM225 192V191H224ZM42 193V192H41ZM46 193V192H45ZM52 193V192H51ZM57 193V192H56ZM70 193V192H69ZM77 193V192H76ZM211 192H209L207 194V197L209 198V195H210ZM214 193V191H213ZM248 193V192H247ZM18 194V193H17ZM83 194V193H82ZM159 194V193H158ZM164 194V192H163ZM162 194V195H163ZM205 194V193H204ZM227 194V193H226ZM252 194V193H251ZM251 194H249L250 196L248 197V202L250 203H254L256 202L257 200H260V199H256L254 197L251 196ZM257 194V193H256ZM56 195V194H54ZM69 195V194H68ZM161 195V196H162ZM168 195V194H167ZM220 195V194H219ZM18 196V195H17ZM52 196V195H51ZM75 196V195H74ZM88 196V195H87ZM160 196V197H161ZM195 196V194H194ZM202 196V195H201ZM206 196V195H204ZM217 196V195H216ZM42 197V196H41ZM50 197V196H49ZM58 197V196H57ZM60 197V196H59ZM58 197V198H59ZM90 198V196H88ZM109 197V196H108ZM140 197V196H139ZM138 197V198H139ZM170 197V196H169ZM180 198V196H178ZM187 197V196H186ZM211 197V196H210ZM245 197V196H244ZM256 197V196H255ZM258 197V195H257ZM71 198V197H70ZM83 198V197H82ZM87 198V197H86ZM97 198V197H96ZM111 198V197H110ZM152 198V196H151ZM2 199V198H1ZM38 199V198H36ZM50 199V198H49ZM57 199V198H56ZM72 199V198H71ZM75 199V198H74ZM91 199V198H90ZM153 199V198H152ZM151 199V200H152ZM155 199V198H154ZM178 199V198H175V200ZM220 199V198H219ZM262 199V198H261ZM10 200V199H9ZM83 200V199H82ZM93 200V199H92ZM144 200V199H143ZM174 200V201H175ZM185 200H187L185 198ZM231 200V199H230ZM243 200V199H242ZM11 201V200H10ZM36 201V200H35ZM49 201V200H48ZM62 201V200H61ZM132 201V200H131ZM262 201V200H260ZM264 201V200H263ZM56 202V201H54ZM59 202V200H58ZM57 202V204H58ZM85 202V200H84ZM193 202V201H192ZM223 202V201H221ZM236 202V201H235ZM258 202V201H257ZM256 202V203H257ZM35 203V202H34ZM33 203V204H34ZM45 203V202H44ZM66 203V202H65ZM87 203V202H86ZM85 203V204H86ZM213 203V202H212ZM220 203V201H219ZM230 203V202H229ZM247 203V202H246ZM22 204V203H21ZM19 204V205H21ZM40 204V203H38ZM52 204V203H50ZM182 204V203H181ZM240 204V203H239ZM262 204V203H261ZM26 205V204H25ZM32 205V204H31ZM55 204H53V207ZM121 205V204H120ZM160 205V204H159ZM218 205V204H217ZM228 204L226 205H220L219 206H216L215 205V210L217 212L216 216H215V224H219V225H222L223 226V223L229 219L232 218L233 216V213H240L239 211L237 212H234L232 211L233 209L235 208H229L227 207ZM245 205V204H244ZM258 205V204H257ZM29 206V205H28ZM59 206V205H58ZM76 206V205H75ZM151 206V205H150ZM162 206V205H161ZM199 206V205H198ZM202 206V205H201ZM210 206V204H209ZM223 206V207H222ZM231 207V205H229ZM249 206V205H248ZM256 207V204L254 205ZM252 207V208H255V207ZM262 206V205H261ZM72 207V206H71ZM104 207V206H103ZM119 207V206H118ZM190 207V206H189ZM243 207H246V206H243ZM259 207V206H258ZM52 208V207H51ZM67 208V207H66ZM154 208V207H153ZM201 208V207H200ZM238 208V207H237ZM240 208H242L240 206ZM250 208V207H249ZM19 209V208H18ZM50 209V208H49ZM70 209V208H69ZM72 209V208H71ZM70 209V210H71ZM191 209V208H190ZM232 209V210H230ZM29 210V209H28ZM32 210V208H31ZM58 210V209H57ZM150 210V209H147V211ZM246 210L248 211L247 207H246ZM19 211V210H18ZM46 211V210H45ZM69 211V210H68ZM73 211V210H72ZM103 211V210H102ZM115 211V210H114ZM146 211V210H145ZM152 211V210H151ZM184 211V210H183ZM243 211V210H242ZM241 211V212H242ZM58 212V211H57ZM110 212V211H109ZM150 212V211H148ZM215 212V213H216ZM264 212V211H263ZM100 213V212H99ZM113 213V212H112ZM141 213V212H140ZM140 213L138 215H136L133 220H132V223L134 224V229H136L135 227V224L138 223V221L141 219L139 218L140 216ZM151 213V212H150ZM153 213V212H152ZM155 213V212H154ZM246 213V212H245ZM15 214V213H14ZM13 214V215H14ZM61 214V213H60ZM104 214V213H103ZM106 214V212H105ZM156 214V213H155ZM193 214V213H191ZM142 216H144L141 220H145L144 218H149L150 215L149 213L147 212H143L141 214ZM200 215V214H198ZM242 215V213L240 214ZM247 215V214H246ZM22 216V215H21ZM112 216V215H111ZM153 216V214H152ZM165 216V215H164ZM170 216V215H169ZM180 216V215H179ZM195 216V214H194ZM162 217V216H161ZM175 217V216H174ZM234 217V216H233ZM238 217V215H237ZM255 217V216H254ZM7 218L9 217H5L4 220H6ZM171 218V217H170ZM236 218V217H235ZM240 218V217H239ZM247 218V217H245ZM257 218V217H256ZM139 219V220H138ZM164 219V218H163ZM178 219V218H177ZM207 219V218H206ZM233 219V218H232ZM264 219V218H263ZM151 220V219H150ZM165 221H168L170 220L169 217H166V219H164ZM209 220V219H208ZM236 220V219H235ZM244 220V218H243ZM248 220V219H247ZM250 220V219H249ZM261 220V219H260ZM16 221V220H15ZM113 221V220H112ZM148 221V220H147ZM232 221V220H231ZM229 221V222H231ZM241 221V220H240ZM258 221V220H257ZM256 221V219H254V221H252V226L251 227H256L258 225V222ZM264 221V220H263ZM7 222V220H6ZM12 222V221H10ZM22 222V221H21ZM65 222V221H64ZM67 222V221H66ZM157 222V221H156ZM158 222H161V221H158ZM170 222V221H169ZM165 224V225H162V226H168V223ZM173 222V221H172ZM244 222V221H242ZM9 223V222H8ZM14 223V222H13ZM26 223V222H24ZM127 223V222H126ZM131 223V222H130ZM129 223V226L127 225L126 226V229H128V227L131 226V224ZM146 223V222H145ZM164 223V222H163ZM166 223V222H165ZM201 223V222H200ZM260 223V222H259ZM11 223H9L8 225L11 227L12 224L10 225ZM44 224V223H43ZM65 224V223H64ZM73 224V223H72ZM123 224V223H122ZM121 224V225H122ZM150 224H153V223H150ZM160 224V223H159ZM182 224V223H181ZM204 224V223H203ZM213 224V223H212ZM228 224V223H226ZM238 224H239V220H238ZM4 225V223H3ZM7 224L4 225L5 228L7 229ZM25 225V224H23ZM148 225V224H146ZM198 225V224H197ZM248 225V223H247ZM262 226L263 223L261 224ZM110 226V225H109ZM145 226V225H144ZM152 226V225H151ZM161 226V225H160ZM171 226V225H170ZM184 226V225H183ZM199 226V225H198ZM208 226V225H207ZM215 227V225H213ZM217 226V225H216ZM231 226V225H229ZM248 226V227H249ZM262 226L260 227V230L262 228ZM116 227V226H115ZM121 227V226H120ZM3 228V227H2ZM38 228V227H37ZM110 228V227H109ZM113 228V227H112ZM139 228V227H138ZM151 228V227H150ZM156 228V227H155ZM167 228V227H166ZM170 228V227H169ZM187 228V226H186ZM218 228V226H217ZM247 228V227H246ZM258 228V226H257ZM9 229V228H8ZM70 229V228H69ZM130 229V228H129ZM132 229V228H131ZM141 229V228H140ZM146 229V228H145ZM144 229V230H145ZM152 229V228H151ZM165 229V228H164ZM185 229V228H184ZM192 229V228H191ZM206 229V228H205ZM210 229V228H209ZM219 230L221 228H218ZM252 229V228H251ZM71 230V229H70ZM114 230V229H113ZM137 230V233L140 234V232H138V229ZM166 230V229H165ZM259 230V229H258ZM257 230V231H258ZM259 230V231H260ZM264 230V229H263ZM263 230L262 233H263ZM116 231V230H115ZM122 231V230H121ZM121 231H119V233H121ZM125 231V229L123 230V232ZM126 231H129V230H126ZM151 231V230H150ZM180 231H177L175 233H178L177 235V239L179 241V244H177L178 246L179 245H186V241L183 242L184 240L182 239L183 238V234H180ZM184 231V230H183ZM203 231V230H202ZM205 231V230H204ZM223 231V230H222ZM242 231V230H241ZM255 231V230H254ZM256 231V232H257ZM102 232V231H101ZM118 232V231H117ZM134 232V231H133ZM143 232V231H141ZM147 232V231H146ZM152 232V231H151ZM166 234H168V231H165ZM164 231H162V227L155 230H153V234H151V239L152 237L155 239V238H160L162 235L165 234ZM182 232V231H181ZM221 232V231H220ZM251 232V231H249ZM135 233V232H134ZM232 233V232H231ZM56 234V233H55ZM63 234V233H62ZM138 234V235H139ZM240 234V233H239ZM243 234V233H242ZM66 235V234H65ZM136 234V237L138 236ZM143 235V234H142ZM150 235V233H149ZM148 235V236H149ZM187 235V234H186ZM189 235V234H188ZM203 235V234H202ZM220 235V234H219ZM118 236V235H117ZM140 236V235H139ZM147 236V235H146ZM194 236V235H193ZM200 236V235H199ZM207 236V235H205ZM217 236V235H216ZM246 237V235H244ZM3 237V236H2ZM114 236H112L113 238ZM141 237V236H140ZM143 239H144V236H142ZM150 237V236H149ZM172 237V236H171ZM187 237V236H186ZM215 237V236H213ZM220 237V236H219ZM227 237V235H226ZM236 237V236H235ZM249 237V236H248ZM110 238V236H109ZM111 238V239H112ZM118 238V237H117ZM125 238V237H123ZM139 237H137L136 240H138ZM173 238V237H172ZM193 238V237H192ZM212 238V236H211ZM66 239V238H65ZM97 239V238H96ZM126 239V238H125ZM132 239V238H131ZM142 239V238H141ZM142 241H145L143 240ZM150 239V238H149ZM176 239V240H177ZM186 239V238H185ZM245 239V238H244ZM7 240V239H6ZM33 240V239H32ZM67 240V239H66ZM166 240V239H165ZM209 240V239H208ZM241 240V239H240ZM79 241V240H78ZM106 241V240H105ZM108 241V239H107ZM133 241V240H132ZM148 241V240H147ZM154 242H156V240H153ZM171 241V240H170ZM216 241V240H215ZM227 241V240H225ZM230 241V240H229ZM33 242L35 243V241L33 240ZM96 242V241H95ZM140 242V240H139ZM152 242V243H154ZM172 242V241H171ZM177 242V241H176ZM34 243H30V241H21L19 239H16L13 243H12V249L11 251H13V254H11V256H14V254H16L19 249L23 252L24 250H30L31 248H38L40 247V245L38 244H34ZM42 243V242H41ZM89 243V242H88ZM101 243V242H100ZM142 243V242H141ZM145 243V242H144ZM151 243V242H150ZM151 243V245H152ZM158 243V242H157ZM183 243V244H182ZM198 243V242H197ZM224 243V241H223ZM227 243V242H226ZM232 243V242H231ZM34 244V245H33ZM62 244V243H61ZM79 244V243H78ZM82 245L80 246H84L85 243H81ZM84 244V245H83ZM97 244V243H96ZM149 244V243H147ZM170 244V243H169ZM189 244V243H188ZM239 244V243H238ZM241 244V243H240ZM9 245H10V242H9ZM91 245V244H90ZM89 245V246H90ZM114 245V244H112ZM119 245V244H118ZM150 245V244H149ZM209 245V244H208ZM227 245V244H226ZM225 245V246H226ZM6 246V245H5ZM52 246V245H51ZM74 246V245H73ZM86 246V245H85ZM182 246V247H183ZM195 246V245H194ZM9 247V246H8ZM77 247V246H76ZM75 247V248H76ZM79 247V246H78ZM119 247V246H117ZM147 247V246H146ZM181 247V246H180ZM205 247V245H204ZM212 247V246H211ZM33 248V249H34ZM56 248V247H55ZM71 248V247H70ZM68 248V249H70ZM74 247H72L70 250H71V253L68 251V253L65 251V253L61 250L60 252H62L64 255H71L72 252H74V250L72 251ZM81 248V247H79ZM84 249V247H82ZM92 248V247H91ZM109 248V247H108ZM186 248V247H185ZM190 248V247H189ZM217 248V247H216ZM221 248V247H220ZM82 249V250H83ZM90 249V248H89ZM94 249V248H93ZM107 249V248H106ZM143 249V248H142ZM145 249V248H144ZM149 249V248H148ZM193 249V248H192ZM198 249V248H197ZM219 249V248H218ZM224 249V248H223ZM50 250V249H49ZM65 250V249H64ZM77 250V249H76ZM86 250V249H85ZM147 250V249H146ZM232 250V249H230ZM33 251V250H32ZM81 251V250H80ZM189 251V250H188ZM226 251V250H225ZM224 251V252H225ZM229 251V250H228ZM233 251V250H232ZM59 252V253H60ZM82 252V251H81ZM148 252V250H147ZM146 252V253H147ZM156 252V251H155ZM160 252V251H159ZM158 252V253H159ZM227 252V251H226ZM230 252V251H229ZM10 253V252H8ZM89 253V252H88ZM100 253V252H99ZM121 253V252H120ZM132 253V252H131ZM185 253V252H184ZM188 253V252H187ZM18 254V253H17ZM52 254V253H51ZM75 255V253H73ZM203 254V253H202ZM230 254V253H229ZM7 255V254H6ZM30 255V254H28ZM63 255V256H64ZM90 255V254H89ZM119 255V254H118ZM144 255V254H143ZM187 255V254H186ZM228 255V254H226ZM225 255V256H226ZM41 256V255H40ZM55 256V255H54ZM58 254L55 256L56 257V260L61 256L59 255L58 258H57ZM31 257V256H30ZM28 257L26 260L24 261H21L20 263L18 264H35L34 262L36 261L35 259H32ZM70 257V256H69ZM72 257V256H71ZM70 257V258H71ZM90 257V256H89ZM109 257V256H108ZM121 257V256H120ZM162 257V256H161ZM159 257V258H161ZM51 258V257H50ZM66 258V257H65ZM106 258V257H105ZM175 258V257H174ZM49 259V258H48ZM58 259V260H59ZM77 259V258H76ZM123 259V258H122ZM131 259V258H130ZM162 259V258H161ZM168 259V258H167ZM87 260V259H86ZM116 260V259H115ZM128 260V259H127ZM158 260V259H157ZM172 260V259H171ZM104 261V260H103ZM148 261V260H146ZM49 262V261H48ZM153 262V261H152ZM82 263V262H81ZM88 264V262H86ZM40 264V263H39ZM68 264V263H66ZM75 264V263H74ZM79 264V263H78ZM91 264V263H90Z\"/></svg>",
  "mask_w": 264,
  "mask_h": 264
}]
</instances>
